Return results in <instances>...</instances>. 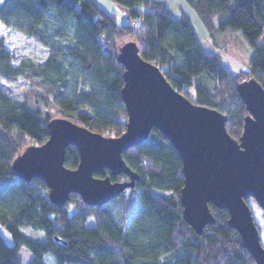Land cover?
Returning <instances> with one entry per match:
<instances>
[{"label": "trees", "instance_id": "trees-1", "mask_svg": "<svg viewBox=\"0 0 264 264\" xmlns=\"http://www.w3.org/2000/svg\"><path fill=\"white\" fill-rule=\"evenodd\" d=\"M107 1L126 13V25L119 27L101 0H0V24L49 50L44 63L24 59L17 66L0 37V78L28 84L19 103L0 90V225L14 241L8 245L0 234V264H23V247L32 253L29 264H44L46 254L54 257L53 264H255L229 225L227 210L210 203L215 224L202 235L185 221L182 160L157 129L123 154L140 177L135 187L104 206H89L72 193L58 207L43 180L28 182L15 174L14 160L49 138L54 117L45 107L108 137L125 132L124 66L117 56L128 42L137 44L141 57L157 66L175 90L224 114L228 133L241 138L249 113L238 86L255 79L264 88V0H185L211 34L240 32L250 44L249 70L239 72L206 52L191 19L184 13L174 18L162 0ZM79 163V150L68 146L64 165L75 170ZM95 176L130 180L109 169ZM91 219L95 224L87 227ZM23 227L41 231L46 240L26 236Z\"/></svg>", "mask_w": 264, "mask_h": 264}, {"label": "water", "instance_id": "water-1", "mask_svg": "<svg viewBox=\"0 0 264 264\" xmlns=\"http://www.w3.org/2000/svg\"><path fill=\"white\" fill-rule=\"evenodd\" d=\"M117 60L124 66L125 132L108 137L71 120L53 118L48 123V140L28 147L14 160L15 174L28 182L43 180L50 201L58 207H64L72 193L89 206H104L135 187L140 177L127 166L123 154L157 129L182 160L185 221L202 235L208 225L215 224L209 204L227 210L229 225L238 231L255 264H264V244L248 204L254 199L264 212V88L255 79L239 84L249 114L236 140L227 131L224 114L195 104L175 90L157 66L141 57L135 42L122 46ZM70 145L80 153L75 170L64 165ZM106 169L130 180L113 182L109 176H95Z\"/></svg>", "mask_w": 264, "mask_h": 264}, {"label": "rangeland", "instance_id": "rangeland-1", "mask_svg": "<svg viewBox=\"0 0 264 264\" xmlns=\"http://www.w3.org/2000/svg\"><path fill=\"white\" fill-rule=\"evenodd\" d=\"M162 2L165 3L168 10L175 17L178 18L182 13H184L191 19L198 37L203 41L204 44L205 42L204 34H203L204 25L202 24L196 12L187 4V2L185 0H162ZM111 12H113L116 15V21L119 27L126 25L128 23L126 13L122 11V9H120L119 7L116 6L115 9H113V11ZM230 32H236V31H230ZM232 34H240V33L236 32ZM0 37L6 40V46L8 50L13 54L14 65L18 66L19 63L24 59H31L37 63H44L49 57L48 48L42 46L39 42H37L34 39L27 38L16 31L6 28L2 24H0ZM231 40L234 42L235 47L233 46L230 52L234 53L235 49L240 50L242 62L248 65L251 59L250 55L252 56L254 55L253 48L250 47L247 41L240 42L239 39L235 37V35L231 36ZM209 42H210L209 44L212 45V40L210 39V37H209ZM205 46L208 48L209 47L208 43H206ZM228 49H230L229 44H227V47L222 48L220 50L214 47L211 49V51L213 52L210 53L216 54L217 56H219V58H224L223 56L226 57L229 56V54L226 53ZM242 71H247V70H242ZM74 86L75 88L77 87V89L80 90L82 88V85L78 84L77 81H75ZM27 88H28V84L22 79L11 81L5 78H0V90H2L4 93L10 96L15 102L19 103L24 100L25 92ZM45 111H49L52 117L59 118L57 117L58 111L56 108L45 107ZM160 193L161 192H155L156 195ZM248 204L251 207L255 223L261 234L262 243L264 244V212L254 199H249ZM94 224H95L94 219H91L86 225L87 227H90L93 226ZM21 230L26 236L32 239H36L39 241L46 240L45 235L41 231H36L29 227H23ZM0 234L2 235V237L4 238V240L8 245L11 246L14 245V241L10 233L2 225H0ZM20 255L22 257L23 264L30 263V260L32 259V253L29 251V249H27L26 247L21 248ZM53 262H54V257L51 254H46L44 257V264H53ZM166 262L168 261H162V263H166Z\"/></svg>", "mask_w": 264, "mask_h": 264}, {"label": "crops", "instance_id": "crops-1", "mask_svg": "<svg viewBox=\"0 0 264 264\" xmlns=\"http://www.w3.org/2000/svg\"><path fill=\"white\" fill-rule=\"evenodd\" d=\"M100 5L108 12L113 11V9H115V4L107 1V0H101ZM168 9V8H167ZM169 11V10H168ZM169 13L174 17H175L170 11ZM197 21V20H196ZM203 24V23H202ZM204 25V24H203ZM205 29V30H204ZM207 28L203 27V31H204V44L203 41L200 39L201 44L203 45V48L205 49L206 52H213L211 51L212 48H216L218 50L227 47V44H229L230 49L227 50L226 53L229 54V56H223L224 58H220L221 64L224 68L232 71V72H239L242 70H248L249 69V63L248 65H246L245 63L242 62V58H241V52L238 49H235L234 53H231L230 50L231 48L234 46L235 44L234 42L231 40V36L235 35L236 38L239 39V41H246V39L243 37V35L240 34H232V33H236V32H230V31H214L212 34L207 30ZM209 37L212 40V45H210L209 43ZM208 43L209 47L207 48L205 46V44ZM244 43V42H243ZM247 43V42H246ZM250 45V44H249ZM251 47V46H250ZM252 58V55H250ZM250 62V61H249ZM248 66V67H246Z\"/></svg>", "mask_w": 264, "mask_h": 264}]
</instances>
